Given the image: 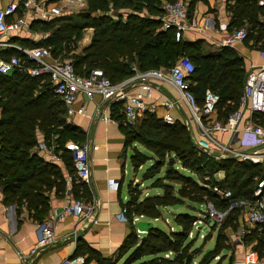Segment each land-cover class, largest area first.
<instances>
[{"label":"trees","instance_id":"16d2710c","mask_svg":"<svg viewBox=\"0 0 264 264\" xmlns=\"http://www.w3.org/2000/svg\"><path fill=\"white\" fill-rule=\"evenodd\" d=\"M87 11L72 17L60 15L48 21L32 20L29 28L34 31L48 32L46 38L36 43L23 44L22 47L44 46L49 48L53 58H71L76 73L85 75L92 68H100L112 83L120 82L133 75L132 67L143 71L154 68H170L182 55L193 63L194 70L188 76L190 90L199 105L203 92L209 88L219 95L217 118L225 120L227 115L238 107L239 96L247 73L243 60L233 48L223 47L220 52L205 53L200 41H185L175 27L163 28L162 0H86ZM173 1V0H169ZM187 1L188 15L192 16L195 3L206 0ZM258 0H227V10L231 13L228 29H239L249 25L245 43L264 52V27L258 15L264 14ZM86 28L92 29L88 45L79 53H73L77 41ZM21 42V41H19ZM5 56L22 54L15 49L5 51ZM111 116L118 121L125 136L126 148H131L130 156L136 170L146 160L151 164L142 176L153 178L152 185L162 188L161 195L145 196L140 199L138 186L132 188L125 202L126 219L135 215L149 218L162 217V209L173 205L205 204L211 201L218 209H226L228 202L220 200L212 191L213 185L228 188L231 199L251 198L257 180L264 175L261 163L244 161L234 157L217 159L208 154L192 139L189 128L177 120L169 123L155 114L145 112L136 124L125 122L121 104H109ZM0 189L5 203L26 205L36 219H43L47 212L46 194L51 189L63 192L65 177L57 162L32 151L37 143V133L43 141L54 144L60 150L61 162L68 172H72L70 152L64 148L68 140L81 143L84 134L65 120V108L59 96L53 93L48 75L30 77L14 71L0 74ZM258 122H264V114L255 113ZM141 145L151 156L139 150ZM164 174L158 175L161 167ZM219 173L223 176L219 177ZM83 183V182H82ZM81 182H74L72 190L76 198H90ZM81 189V194L77 192ZM187 219V222L182 220ZM198 218L188 212L173 213L175 228L165 231L152 227L138 240L132 238L130 248L134 250L122 264H131L144 255H156L171 251V261L156 257L137 264H210L219 255L218 264L224 259V250H229L231 232H235L242 221L240 208L229 210L216 231L214 246L203 252L194 261L191 239H187L193 222ZM207 220V219H206ZM209 220V219H208ZM212 221L210 233L215 230ZM230 229L231 232H227ZM242 244H252L259 258H264V228L253 225L246 228ZM180 241L181 243H178ZM184 242V243H183ZM84 256L83 264L97 260L98 255L82 240H78L72 257ZM232 263L230 256L229 264Z\"/></svg>","mask_w":264,"mask_h":264},{"label":"built area","instance_id":"2783aa9c","mask_svg":"<svg viewBox=\"0 0 264 264\" xmlns=\"http://www.w3.org/2000/svg\"><path fill=\"white\" fill-rule=\"evenodd\" d=\"M264 6V0L259 1ZM86 0H2L0 5V74H10L14 71L25 73L30 77L48 75L53 86V93L60 97L65 108V116L84 113V104L75 106L78 95L85 94L86 99H92L96 94L101 102L110 99L106 104L118 102L122 105L124 120L132 124L141 118L145 112H154L157 106L170 109L174 103L170 99L158 102H147L150 97L151 84L167 82L171 84L185 102L192 115L198 131L195 143L206 151L220 158L234 157L240 160H248L253 163H261L264 170V122H258L254 118L255 113L264 114V65L253 67L246 75L242 92L239 96L238 107L231 111L225 120L217 118L218 93L207 88L203 92L202 104L199 105L192 91L188 76L193 72L194 66L191 60L182 55L170 68H154L140 71L132 67V76L112 83L100 68H92L85 75L75 72L69 60L53 58L49 48L44 46L22 47L14 45L2 37L8 32H18L29 28L32 20L38 19L48 21L54 17L64 15L70 10H85ZM163 28L175 27L177 32H183L197 26V20L188 15L187 2L183 0H163ZM48 32L42 33L41 39L46 38ZM247 32L239 28L234 30L231 40H243ZM6 49H15L22 57L4 54ZM264 54V53H263ZM138 82L139 88L144 95L128 94L124 88L132 83ZM105 118V117H104ZM163 120L171 123V115L166 112ZM226 134L228 143L222 142L216 134ZM234 134L237 139L233 140ZM37 149L46 153L47 159L52 162H60V150H55L54 144L44 141L36 145ZM90 145L87 142H76L68 140L64 148L70 152L72 159V172H66L65 182L70 188L73 181L87 183L89 181V152ZM97 149L98 145H93ZM212 191L220 200L228 202L226 209L216 208L211 201L204 204L206 211L203 218L215 223H220L227 212L233 208H240L241 215L250 225H259L264 228V175L257 180L251 198L231 199L232 192L228 188L213 185ZM97 203L85 198H75L59 210H55L51 217L45 219L39 225V236L29 250L28 254L18 252L19 258L37 255L41 249L53 242V225L70 214L76 213L79 222H94V212ZM122 214L126 215L123 207ZM126 218V216H125ZM136 218H132L135 221ZM203 220L198 218L193 226L202 224ZM202 226H199L200 228ZM242 229L236 241L242 243ZM219 259V255L215 257ZM83 256H70L63 258L58 264H83ZM231 264H264V258H259L256 251L251 247L245 249L242 257L232 261Z\"/></svg>","mask_w":264,"mask_h":264},{"label":"crops","instance_id":"0c3cea01","mask_svg":"<svg viewBox=\"0 0 264 264\" xmlns=\"http://www.w3.org/2000/svg\"><path fill=\"white\" fill-rule=\"evenodd\" d=\"M224 1L206 0L205 2H196L192 16L196 18L197 26L179 33V36L189 42L200 41L205 53L220 52L225 46L233 48L238 56L242 58L245 73H248L253 67L264 65V52L254 47L252 41L245 43L244 40L230 39L235 29L227 28L231 19V13L225 7ZM259 1H257L258 6L264 9V6L260 5ZM1 4L2 0H0ZM260 15L258 21L264 27V14ZM245 26L248 27L246 24ZM86 30L89 33H86ZM42 33L40 31L33 32L30 28H24L18 32H8L2 38L10 41L14 45L21 46L22 43H36L41 39ZM91 35L92 29L86 28L79 41V50H82L83 47L89 44ZM150 86V97L145 99L147 102L160 103L161 101L170 99L174 103V106L167 111L166 108L159 105L154 112L149 113L155 114L158 118L163 119V115L168 112L173 121L177 120L184 123L189 128L192 139L195 141V138L198 137L196 123L185 102L179 97L176 89L167 82L151 84ZM126 92L128 94L144 95V91L139 88L138 82L132 83ZM81 104H84V113L69 117L65 116V120L68 124L79 129L84 134L82 142H87L90 145L88 152L90 168L89 181L87 183H81L83 184V189H86L89 193L90 198L85 197V199L97 203V208L94 212L95 221L82 223L79 222L76 213L70 214L53 225L54 238L50 245L41 249L37 255L28 256L25 259L19 258L17 255L18 252L28 254L29 250L35 244L39 236V225L45 219L51 217L55 210L61 209L64 203L76 198L72 190V185L77 181H73L70 188H68L65 182L63 192H57L53 188L46 193L48 195L47 212L43 219H36L33 216L32 210L27 208L26 205L18 206L16 203H5L0 189V264H58L63 258L73 255L78 240H82L90 247L98 255L102 264H122L121 261L130 255L136 244H133L128 249L125 246L132 244V238H137L138 242L146 233L140 232L136 228V222H152L153 227H158L155 222L158 219H162L163 213L162 217L159 218L135 215L133 216V218H136L135 221H132V218L127 220L122 214L124 204L130 197V190L134 186H138L140 199L145 196L162 194V188L152 185L153 178L149 180V186L141 188L142 181H136L135 176L133 174L131 175L129 170L130 166L135 175L143 167L145 162L151 159L146 160L134 170L128 153L131 148H126L124 133L118 121L111 116L113 112H111L110 106L105 105L101 107L102 102L98 94L88 100L85 94L80 93L75 102V106ZM141 118L132 124L138 123ZM216 137L221 141L225 139V143L227 142L226 134L217 133ZM41 141H43V137L41 133H37V143L32 147V151L40 153L47 158L46 153L36 147ZM93 145H98V148L93 149ZM136 146L140 151L151 156V153H148L149 151L141 145L136 144ZM58 163L65 177L67 170L61 161ZM158 175L161 176V174ZM222 176L223 174L219 173V177ZM141 179L145 178L141 175ZM77 193L80 195L81 189ZM80 198L84 197L80 196ZM251 227L253 225H250L242 217V221L236 231L231 232V240H229L232 243L231 248L226 251L224 250V258H228L227 264H229L230 256L232 261L238 260L242 257L246 248L252 247V244L244 245L235 240L242 229L246 232V228L249 229ZM201 237L203 236L201 235ZM199 252L201 255L197 256ZM199 252L195 254L194 261H198L201 258L204 249L202 253L201 251ZM156 257H164L171 261L173 253L166 251L156 255H144L131 264H137ZM222 262L221 260L219 264ZM87 264H98V262L97 260H91Z\"/></svg>","mask_w":264,"mask_h":264},{"label":"rangeland","instance_id":"374dc122","mask_svg":"<svg viewBox=\"0 0 264 264\" xmlns=\"http://www.w3.org/2000/svg\"><path fill=\"white\" fill-rule=\"evenodd\" d=\"M187 2V1H186ZM224 5L225 7H227V0L224 1ZM87 7V6H86ZM87 8H85V10H70L66 13H64V16L66 17H72V19L74 20L76 18V15L78 14H82V13H85L87 10ZM263 13H264V9H262ZM261 15H258V18L260 17ZM246 26H243L242 29H244L246 32H249V25L248 23H246ZM86 33H89L87 30L85 31ZM84 33V31H83ZM82 38V34L80 36V38L78 39L77 41V48L72 51L73 53H79L81 50H79V41L80 39ZM65 60H69L71 61V58L69 57H66L64 58ZM217 136V134H216ZM222 142H225V139L222 140ZM228 143V141L226 142ZM149 153V152H148ZM215 156V155H214ZM217 159H220V157H217L215 156ZM149 163H151V160L149 161H146L145 164L143 165V167L141 169L138 170V172L134 175L133 171L131 170L130 166H129V170L131 172V175L133 174V176H135V180L140 182L142 181V185L140 186L141 188L142 187H145V186H149L150 185V181L151 178L149 179H141V175H142V172L150 165ZM164 166L161 167L160 171H159V174L163 175L164 174ZM194 208H190V207H184V205H180L179 207L173 209L172 207H169L167 209H163V217L162 219H158L155 223L157 224L158 227L162 228V229H165V231H171L175 228V224L173 223V213L175 212H188L194 216H196L197 218H200L203 220V223L202 224H197L196 226H193L192 225V229L190 230V232H188V236H187V239L184 241V242H188V240L191 239V244H192V247H191V253H193V250L195 248H199L201 253L204 249V251L206 249H212L213 246H214V242H215V237H216V231L218 229V227L220 225V223H216V227H215V230L213 232H211V236L208 238V239H204L203 237L208 235L210 233V227H211V224H212V221L211 220H206V218L204 219L203 218V215L206 211V207L204 204L202 205H199V204H191ZM181 219V218H180ZM182 220V219H181ZM183 222H187V219L185 220H182ZM199 226H202L200 228H198ZM220 229V227H219ZM227 232H231L230 229H228ZM201 235L203 237H201ZM178 243H181L180 241H177ZM183 242V243H184ZM223 254H225V252H223ZM198 255H201L200 252L197 254ZM128 256V255H127ZM216 257V256H215ZM213 258V260H211L210 264H218V260L220 259H216V258ZM127 258V257H126ZM126 258L123 259L121 261V263H123L124 261H126ZM195 259V257H194ZM223 262L221 264H227V261H228V258H224L222 260Z\"/></svg>","mask_w":264,"mask_h":264},{"label":"water","instance_id":"95a60500","mask_svg":"<svg viewBox=\"0 0 264 264\" xmlns=\"http://www.w3.org/2000/svg\"><path fill=\"white\" fill-rule=\"evenodd\" d=\"M128 87L124 88V91L127 90ZM110 101V99H107L105 101L102 102L101 107H104L108 102ZM237 139V134H234L233 140ZM129 155L131 156L132 151L129 150L128 151ZM180 205H173L172 208L175 209L177 207H179ZM153 227L152 222H146V221H137L136 222V228L140 231V232H147L149 229H151ZM211 249H206L205 252H208Z\"/></svg>","mask_w":264,"mask_h":264}]
</instances>
